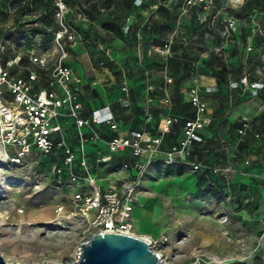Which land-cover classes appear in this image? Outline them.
Masks as SVG:
<instances>
[{"label": "rangeland", "instance_id": "obj_1", "mask_svg": "<svg viewBox=\"0 0 264 264\" xmlns=\"http://www.w3.org/2000/svg\"><path fill=\"white\" fill-rule=\"evenodd\" d=\"M156 1L170 16L158 9L151 12L130 8L126 0L79 2L85 18L77 22L78 36L70 55L71 65L86 81L96 82L86 97H96L100 104L113 103L122 118L125 109L132 107L133 90L137 97L152 96L153 101L169 97L171 114L193 113L185 91L195 77L192 68L198 59L194 57L211 44L199 40L195 15H181L176 0ZM220 1L221 6H226L227 0ZM240 9H222L221 17L237 14ZM133 15L136 22L125 32L127 18ZM262 17L253 13L254 20L264 23ZM176 25L182 35L191 36L192 43L185 45L179 37L171 54L162 57L153 47L162 45ZM34 27L41 28L47 35L56 29L46 0H0V35L9 32L6 37L18 38ZM250 29V21H240V36L244 41L252 36ZM122 32L126 40L121 38ZM48 37L42 39L43 46H48ZM256 40L257 49L261 50V39L255 35L254 44ZM218 42L221 43V38ZM29 44L26 46L32 47ZM229 49H233V57L227 54L214 57L210 53L200 60L198 74L203 80L216 78L226 86L230 79L236 78L238 65L241 68L238 76L246 72L251 80L264 79V61L257 60L255 52L247 53L240 45L223 48L226 53ZM187 57L189 62H185ZM214 66L220 70H215ZM122 86L127 90L123 91ZM222 97L228 102L225 95ZM230 97L232 103L224 106L226 110L230 105L233 108L243 102L250 103L255 111L264 110L261 107L263 95L252 96L249 92L233 90ZM120 98H127L129 107H123ZM167 111L163 109L162 114ZM246 117L249 118L247 114ZM144 121L146 119H138L137 124L143 126ZM155 123L151 120L148 126L154 127ZM224 128L221 124L217 129L208 124L206 141L204 145L195 146L192 158L208 164L235 163L236 171L250 174L242 177L238 187H231L225 193L220 190L215 176L202 175L188 165L165 166L159 161L144 175L132 213L134 229L144 239L153 240L162 233L168 236L167 243H152V249L167 256V264H264V245L254 254L248 250L249 246H256L264 232V176L260 169L264 155L255 156L263 144L257 141L259 138H254L257 150L253 154L241 153L232 158L212 146L213 135L227 137L218 138V143L222 139L229 143L236 139L225 133ZM27 160L25 164L0 160V213L5 214L4 223H0V255L6 262L20 264H72L77 248L90 238L91 232L81 218L67 217L68 211L64 216L55 213L59 205L69 210L68 193L54 183L52 173L44 165ZM244 160L249 163L244 164ZM228 193L231 194L229 199Z\"/></svg>", "mask_w": 264, "mask_h": 264}, {"label": "built area", "instance_id": "obj_2", "mask_svg": "<svg viewBox=\"0 0 264 264\" xmlns=\"http://www.w3.org/2000/svg\"><path fill=\"white\" fill-rule=\"evenodd\" d=\"M49 1L56 22V29L51 35L30 34L27 40L32 47L14 52L12 57L5 55L9 49H16L17 45L6 37L7 33L0 37V148L4 159L25 164L30 158L34 163L44 165L52 173L54 183L68 193L69 210L59 205L55 213L64 216L68 211L67 217L81 218L91 235L103 232L139 237L134 229L132 213L138 202V190L144 175L158 155H161L159 162L165 166L182 164L202 175L207 172L223 175L227 191L229 174L236 171L235 163L208 164L192 158L195 146L206 141L202 132L209 124V102L205 95L219 92L218 85L204 82L198 74V65L210 53L221 55L223 47L228 44L240 45L250 52L254 48L253 37H264V23L254 20L252 15L241 18L232 13L221 17L222 9L241 8L247 0H227L226 6H221L218 0H176L181 15H195L199 40L211 44L208 49L197 53L198 60L192 68L195 77L185 91L193 115L181 119L171 114L170 99L166 96L160 100V104L168 112L159 119L154 131L143 128L125 134L120 133L116 112L109 105L86 109L82 101V77L67 63L70 50L77 43L76 23L85 18L84 12L80 8L72 11L69 0ZM131 4L146 11H154L161 5L156 0H131ZM241 20L250 21L252 36L248 41L240 42L237 39L241 32ZM135 22V15L129 16L124 31L128 32ZM47 36L48 46H43L45 42L42 39ZM179 37L185 45L192 43L191 36L182 35L176 25L168 39L162 45L154 46L153 50L162 57H168ZM218 38L223 40L222 45L217 43ZM229 88L232 91L246 89L252 96H257L264 89V79L251 80L245 73L238 80H231ZM122 90L127 89L122 86ZM120 100L123 107H129L127 98ZM229 101L232 103L231 97ZM86 111L87 114H84ZM149 118L150 113L147 112L146 121ZM176 125H181L180 138L163 149L164 137ZM101 127H107L111 134L103 137ZM250 129V120L242 118L236 132L235 148ZM255 137H258L257 133ZM99 141L104 142L106 150L91 157L87 148ZM221 146L229 156L235 158L231 143L222 139ZM116 156L122 158L116 161ZM248 163L244 160V164ZM240 173L245 177L250 176L244 170H240ZM145 240L152 249V243H167L168 236L162 233L156 239ZM263 245L264 232L256 246H249L248 250L254 254ZM155 252L162 263L167 264V256ZM80 253L81 248L78 247L74 262L79 259Z\"/></svg>", "mask_w": 264, "mask_h": 264}, {"label": "crops", "instance_id": "obj_3", "mask_svg": "<svg viewBox=\"0 0 264 264\" xmlns=\"http://www.w3.org/2000/svg\"><path fill=\"white\" fill-rule=\"evenodd\" d=\"M79 2H80V0H69L70 9L72 11H76L77 8H80ZM134 9H136V8H134ZM151 12H153V11H151ZM52 14H53V12H52ZM7 33H9V32H7ZM4 34H6V32L2 33L1 35H4ZM42 34L47 35V34H45V32ZM29 36H30V32L28 34L24 33L21 37H18V38H14V37L11 38L12 41H14V43L17 45V48L16 49H9L5 56L6 57H12L14 55V52L22 51L24 49L30 48L31 46L30 47L26 46V44L28 45L29 43H31L29 40H27V37H29ZM23 39H25L26 41H23ZM219 39L220 38H218L217 43L219 45H222L223 40L221 39V43H219L218 42ZM237 39L240 42L244 41V39L240 36V33L237 35ZM245 41H246V39H245ZM259 45H260L261 50L257 49L258 43L254 44V41H253L254 48L250 52L256 53V56L258 58L257 60L260 59V61H264V39L259 43ZM227 46H229V47L234 46V44L225 45L223 48H229ZM74 49H75V46L70 50L69 58L67 60V63L71 67H72V65H71V61H70V55ZM232 50L229 49L227 51V53H226V51L223 50V53H221V55L225 54V56H226V54H227L230 57H233V53H231ZM247 53H249V52H247ZM23 62L26 63L27 60L24 59ZM214 69L220 70V68L217 66H214ZM73 70L78 76L82 77V80H83L82 88L84 89V95L82 97V101H83V104L86 107V109L87 110L93 109V108L99 107L100 105H109L116 112L117 120L120 124V133L121 134L128 133L129 131L135 130V129L153 128V127L148 126V124H150L151 120L156 121V123L154 125V127H156L159 119L168 112L167 111L165 114H162L163 109H164V111L167 109L166 107H164L163 105L160 104V100L163 98L155 99L154 101L152 100L151 102H149L148 100L152 99V96L146 97L145 95H141L140 97H138V100H137V97H135L136 100L134 102L132 101V105H131L132 107H129L127 110L125 109L126 113H125V116L122 118L119 115V108H117L113 103L104 102V103L100 104V103L96 102V99H97L96 97L87 98L85 94H88L93 90L96 82L95 81L94 82L86 81L84 78V75L83 76L79 75L74 68H73ZM187 73H188V71H187ZM97 78L102 79V77H100V76H98ZM230 81H231V79L229 80V82ZM204 82L205 83H214V84L218 85V87H219V92L214 93V94H210V95H205V97L207 98V100L209 102V110H208L209 124L213 125L215 129H217L218 125L221 124L222 127H225L224 128L225 133H229V134L237 137L236 132H237V129L239 128V126L241 124V119L242 118H248V117H246V114H247V116H249L248 119L251 122V129L247 132V134L243 138L242 142H240V144H238V147L235 148L236 139L231 142V145L233 146L232 153H234L232 155H235V158H236L238 155H241V153H242V155L253 154V152L257 150L256 149V143L253 142V141H255L254 138H259L257 141H262V144H263L262 149H260L259 151H256V154H255L256 158L258 156L264 155V110H263V112L255 111L252 109L250 103H247V102L246 103L243 102V103H241V104H239L233 108H231V105H230V108L228 110H226V108L224 106H226L227 103L228 104L230 103L229 99H230V95L232 92V90H230V88H229V82L226 86L221 81L216 80V78L204 79ZM236 90H240L243 92H249L248 90H246V89L244 90L242 88H239ZM222 94L225 95V97H227L228 102L223 100ZM259 95L264 96V89L259 92ZM136 106L142 107V112H143L142 114H139V112L136 110ZM261 107L264 108V100L262 101ZM87 112L88 111H86L84 114H87ZM147 112L150 113V118L147 121H144L143 126L137 124L138 119H143V120L146 119V113ZM192 115H193V113L190 115H186V117H191ZM101 133H102L103 137H107L111 134L107 127H101ZM255 133L258 134V137L254 136ZM220 137L221 136H218V135L211 136V139L213 140L212 146L215 147L216 149L222 150L223 152L227 153V151L222 149L221 143L217 142L218 138H220ZM206 138H207V136H206ZM221 138L226 139L227 137L224 136ZM200 145H204V144H200ZM239 145H241V147ZM196 146H199V145H196ZM87 149H88L89 155L91 157H93L97 153L105 151L106 146H105L104 142L99 141L94 145L90 144ZM193 155H192V157H193ZM125 157H128V156L126 155ZM159 157H161V155L157 156L155 163L157 161H159L158 160ZM260 169H261L262 175L264 176V162L261 164ZM242 177H243V175H241L240 171H234L231 174H229L230 183H229L228 189L230 190L231 187H235V188L238 187L239 182H242Z\"/></svg>", "mask_w": 264, "mask_h": 264}, {"label": "water", "instance_id": "obj_4", "mask_svg": "<svg viewBox=\"0 0 264 264\" xmlns=\"http://www.w3.org/2000/svg\"><path fill=\"white\" fill-rule=\"evenodd\" d=\"M80 248L79 259L72 264H163L145 239L128 234L95 232ZM0 264L20 263L0 256Z\"/></svg>", "mask_w": 264, "mask_h": 264}, {"label": "trees", "instance_id": "obj_5", "mask_svg": "<svg viewBox=\"0 0 264 264\" xmlns=\"http://www.w3.org/2000/svg\"><path fill=\"white\" fill-rule=\"evenodd\" d=\"M46 1L49 3V6L51 7L52 12H53V7H52L50 1H49V0H46ZM218 2H219V4L221 5V1L218 0ZM126 4H127L128 7L133 8V6H132V4H131V0H126ZM158 10H159L160 12L166 14L167 16H170L169 11H168L167 9H165L164 7H161V5L159 6ZM253 13H256L257 17H258L259 15H262V16L264 17V0H247V1L244 3V5L241 7L240 11H239L237 14L239 15L238 17L243 18V17H245V16H247V15H252V16H253ZM234 14H235V13H234ZM237 14H235V15H237ZM263 17H262V18H263ZM37 33H44V32H42V29L39 28V27H34V28L31 29V32H30L31 35H35V34H37ZM123 36H124V33L122 32V33H121V38H122L123 40H126V38L123 37ZM259 38L261 39V41L264 39V37H261V36H259ZM256 39L258 40V38H256ZM257 40L255 41L256 44H257V42H258ZM261 41H260V42H261ZM212 55H213L214 57H217V56H215L214 54H212ZM194 58H196V57H194ZM250 58H251V57H250ZM186 61L189 62V61H190L189 58H187V59L185 58V62H186ZM205 62H206V63H212L211 60H210V61L206 60ZM212 66H213V65H212ZM213 68H214V67H213ZM184 69H185L186 72L188 71V64H187V63H185ZM240 71H241V68H240V65H238V67H237V71H236V72H237V76H236V78L233 79V80H238L243 74L246 73V72H243V73H241V74L238 76V73H239ZM135 97H137V95H136V92H134V90H133L132 93H131V97H130V98H131V104H132V101L134 102V101L136 100ZM137 100H138V97H137ZM100 106H102V105H100ZM136 110L139 112V114H142V113H143V112H142V107L136 106ZM173 115L178 116V117H180L181 119H185V118H187L186 115H181V116L176 115V114H173ZM156 127H157V125H156ZM156 127L149 128V130L154 131V130L156 129ZM205 130H206V129H204V131L202 132L204 136H206V135H205ZM180 136H181V125H176V126L173 127L172 131H171L170 133H168V134L164 137V139H163V144H162V148L164 149V148H166V147H168V146H170V145L176 143V142L178 141V139L180 138ZM254 136H255V134H254ZM168 139H173V140L168 141ZM240 142H242V141H240ZM240 142H239L238 144H240ZM239 146L241 147V145H239ZM121 158H122V156H121V157H120V156H116V157H115V160L117 161V160H119V159H121ZM206 176H208V177H210V176H215L216 179L218 180V183H219V186H220V187H219L220 190L226 193L225 179H224L223 175H221V174H216V173H213V172H207V173H206ZM213 184H214V183L212 182L211 185H213Z\"/></svg>", "mask_w": 264, "mask_h": 264}, {"label": "bare ground", "instance_id": "obj_6", "mask_svg": "<svg viewBox=\"0 0 264 264\" xmlns=\"http://www.w3.org/2000/svg\"><path fill=\"white\" fill-rule=\"evenodd\" d=\"M2 158H4V154H3L2 148H0V160H1ZM4 221H5V214H4V212H1V213H0V223L3 224ZM141 238H143V237H141ZM143 239H144V238H143ZM146 239H147V238H146ZM76 254H77V251H76ZM0 256H1V255H0ZM1 257H2V256H1Z\"/></svg>", "mask_w": 264, "mask_h": 264}]
</instances>
